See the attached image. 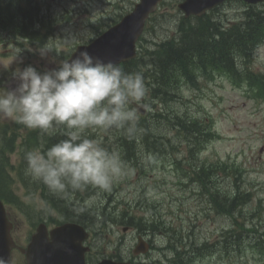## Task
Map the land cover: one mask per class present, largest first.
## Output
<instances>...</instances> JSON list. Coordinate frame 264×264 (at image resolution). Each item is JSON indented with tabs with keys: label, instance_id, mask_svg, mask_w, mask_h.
Instances as JSON below:
<instances>
[{
	"label": "clouds",
	"instance_id": "1",
	"mask_svg": "<svg viewBox=\"0 0 264 264\" xmlns=\"http://www.w3.org/2000/svg\"><path fill=\"white\" fill-rule=\"evenodd\" d=\"M39 53L46 58L48 50ZM252 55L264 64V43L257 44ZM12 79L15 87L0 92V119L39 130L42 136L62 130L65 137L45 150L26 151L25 176L58 196L88 186L111 190L126 173L125 161L118 151H110L101 139L86 133L115 129L134 134L138 109H148L143 76L125 73L116 64L82 51L45 71L31 64L19 67ZM0 264L6 262L0 258Z\"/></svg>",
	"mask_w": 264,
	"mask_h": 264
},
{
	"label": "rangeland",
	"instance_id": "2",
	"mask_svg": "<svg viewBox=\"0 0 264 264\" xmlns=\"http://www.w3.org/2000/svg\"><path fill=\"white\" fill-rule=\"evenodd\" d=\"M36 1L39 2L46 13H49L47 9L48 3L51 6L53 18L56 19L53 27L54 35L51 37V40L56 42L58 50L55 54L53 47H48L46 58H41L38 51L36 57L32 60V64L38 68L45 67L50 69L56 67L60 60H64L62 59L64 56L63 52L73 50V47L77 43H82L96 35L94 28L89 24L90 22L103 19L105 22L110 23L109 18L117 17L120 13L127 12L136 0ZM174 4L175 0L168 3L166 8L168 13L166 22L162 26H158L156 33H152L155 38L158 37L157 40L164 39L175 33V23L178 19L176 11L178 10L177 7L174 8ZM242 9L243 5L241 3H226L221 8L219 16L222 19L234 21ZM45 20L48 21L47 17ZM203 41L206 40L203 39ZM18 48V46L10 44L6 38L0 39L1 70L8 72L12 69L16 70L19 67H24L26 62L20 61V58L17 57ZM251 68L257 72H264V64H258L254 59L251 62ZM213 82L214 80L202 79L200 82L201 91H191L193 99L199 104L201 102L204 109L205 107L208 109L207 114L212 117L216 129L221 135V140L211 143L202 157L210 155L218 156L221 159L227 158L229 155L230 161H235L241 166L245 165L248 171H252L246 175V179L252 177L255 181L261 183L263 189H261L258 198H264V150L260 152V149L264 147V133L261 129V125H264V106L262 111L258 112L252 102L247 101L243 96V90L232 88V85L228 81L222 82L219 80L216 83ZM193 108L197 110V107ZM4 120L6 118L0 119L2 126V121ZM7 122L12 125L14 124L11 119H8ZM1 131L2 133L0 135L5 136L4 126ZM28 133L30 132L22 130V136H27ZM57 133L61 134L62 131L58 130ZM241 170L242 167L239 168V172ZM157 176L159 179L167 177L165 184H162L161 188L159 187L157 190L153 186L152 179L143 182L147 185L148 195L151 201L154 199L166 200L168 197L167 194L175 190V186L171 181L172 178L169 177L170 173L165 175V172L161 171ZM243 189H246V187H243ZM14 190L16 191L15 188ZM17 194L24 196V189L19 187ZM261 204L264 207V199H261ZM254 205L255 203L252 204V206ZM12 212L14 219L17 218L16 230L13 232L14 237L18 243L25 246L27 243V226L24 223L25 217L22 219L18 218L19 210L16 208H12ZM262 220H264V214H262ZM254 223H257V221L255 220ZM223 264L235 263L228 261ZM237 264L259 263L253 257V251L247 248V254Z\"/></svg>",
	"mask_w": 264,
	"mask_h": 264
},
{
	"label": "trees",
	"instance_id": "3",
	"mask_svg": "<svg viewBox=\"0 0 264 264\" xmlns=\"http://www.w3.org/2000/svg\"><path fill=\"white\" fill-rule=\"evenodd\" d=\"M17 1H15V4H17ZM30 1H33V0H29V2ZM12 6H13V2L11 0H0V21L2 20L3 16L7 15L8 10ZM245 37H246V34L241 33L240 36H236L235 34L234 36L226 39L225 35L220 31V28L217 24H204L198 27L195 30V32L192 31V32H187L184 34L185 41L191 42V43H197L198 47L200 48H205L206 46L205 43L214 44L215 47L218 49L220 56L222 58H226V61L228 62L232 61V60H229L230 53L228 54V49L231 47V45L236 43V40L238 44L247 41L248 38L246 39ZM203 39H205L206 41H203ZM249 40L253 42L252 38H250ZM227 41L229 42V44ZM188 47L189 45H186L183 49L167 47L165 51V60L169 64L176 63L180 59V56L183 54V51H185ZM197 124L198 122L195 120L192 121L191 123H188L187 121L180 123L182 129L185 130L183 131L185 133L184 136L190 142L188 146V153L192 157H195L198 155L199 147L201 148V145L204 143V138H205V141L209 140V137L207 135L209 132L206 131L205 134H202V132L197 131ZM57 131L55 132V134H53L54 139L51 140L52 143H56L60 139L64 138L63 135H61L60 133H57ZM222 163H225V162L213 161V163H209L207 160H203L201 162L200 171H202L206 176H208L211 174L213 170L221 168V166L219 165ZM75 210H79V209L76 208ZM73 214L76 217H80L81 213L73 212Z\"/></svg>",
	"mask_w": 264,
	"mask_h": 264
},
{
	"label": "water",
	"instance_id": "4",
	"mask_svg": "<svg viewBox=\"0 0 264 264\" xmlns=\"http://www.w3.org/2000/svg\"><path fill=\"white\" fill-rule=\"evenodd\" d=\"M220 0H210L207 2L206 6H211L216 2H219ZM195 4V2H194ZM141 10L138 9L137 13H140ZM126 33L123 31L122 27H119L112 32L105 33L101 38L96 40L93 44H91L88 47H81L78 49V52L73 55V59H75L80 51H88L93 57H99L102 59L105 63L107 62H118L120 60L127 59L131 57L134 54L133 48V38L130 39V41H126ZM81 51V52H82ZM4 225V220L2 215L0 214V226ZM73 225H66L62 229L66 228H74ZM3 238L0 237V256H2L1 253V247L3 244ZM45 254L48 255L45 251ZM49 255V258L46 260L45 264H65L63 260L57 259V255L53 254ZM39 264V263H35Z\"/></svg>",
	"mask_w": 264,
	"mask_h": 264
}]
</instances>
